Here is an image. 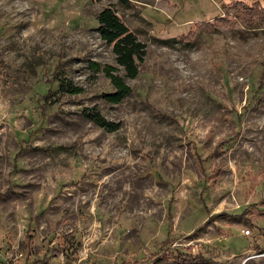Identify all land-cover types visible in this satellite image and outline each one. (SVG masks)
<instances>
[{"label":"rangeland","instance_id":"1","mask_svg":"<svg viewBox=\"0 0 264 264\" xmlns=\"http://www.w3.org/2000/svg\"><path fill=\"white\" fill-rule=\"evenodd\" d=\"M263 70L264 0H0V264H264Z\"/></svg>","mask_w":264,"mask_h":264},{"label":"trees","instance_id":"2","mask_svg":"<svg viewBox=\"0 0 264 264\" xmlns=\"http://www.w3.org/2000/svg\"><path fill=\"white\" fill-rule=\"evenodd\" d=\"M119 1L125 5L129 4V0ZM98 22L100 24L99 33L101 38L106 41L107 44L114 46L117 63L125 69L127 77H137L139 73V64L143 62L146 56L145 44L137 39L110 8L104 9L100 13ZM91 66L94 70L101 69L100 65L97 63H93ZM104 72L115 88V92L105 94L104 98L113 104L121 103L132 92L130 86L127 85L122 77L115 75L117 72L115 67L106 66ZM262 77L264 79V70L262 72ZM59 88L60 91L69 92L74 95L83 93L82 88L75 87L72 83L65 84L61 82ZM84 114L98 126L110 132L119 129V125L107 121L96 109H85Z\"/></svg>","mask_w":264,"mask_h":264},{"label":"built area","instance_id":"3","mask_svg":"<svg viewBox=\"0 0 264 264\" xmlns=\"http://www.w3.org/2000/svg\"><path fill=\"white\" fill-rule=\"evenodd\" d=\"M247 234H250V231L249 230H247Z\"/></svg>","mask_w":264,"mask_h":264}]
</instances>
